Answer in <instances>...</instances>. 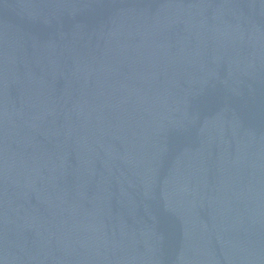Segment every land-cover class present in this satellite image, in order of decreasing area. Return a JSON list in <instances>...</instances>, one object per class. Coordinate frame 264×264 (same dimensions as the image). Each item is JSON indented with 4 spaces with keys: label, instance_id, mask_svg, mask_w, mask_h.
Masks as SVG:
<instances>
[{
    "label": "water",
    "instance_id": "95a60500",
    "mask_svg": "<svg viewBox=\"0 0 264 264\" xmlns=\"http://www.w3.org/2000/svg\"><path fill=\"white\" fill-rule=\"evenodd\" d=\"M0 264H264V0H0Z\"/></svg>",
    "mask_w": 264,
    "mask_h": 264
}]
</instances>
